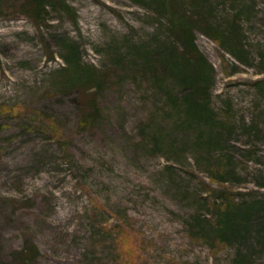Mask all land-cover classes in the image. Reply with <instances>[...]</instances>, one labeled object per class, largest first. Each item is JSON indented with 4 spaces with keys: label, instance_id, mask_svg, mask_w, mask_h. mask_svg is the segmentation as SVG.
I'll return each instance as SVG.
<instances>
[{
    "label": "rangeland",
    "instance_id": "rangeland-1",
    "mask_svg": "<svg viewBox=\"0 0 264 264\" xmlns=\"http://www.w3.org/2000/svg\"><path fill=\"white\" fill-rule=\"evenodd\" d=\"M160 1L0 0V264H264V208L217 226L264 203V0ZM171 13L212 67L201 118Z\"/></svg>",
    "mask_w": 264,
    "mask_h": 264
},
{
    "label": "trees",
    "instance_id": "trees-1",
    "mask_svg": "<svg viewBox=\"0 0 264 264\" xmlns=\"http://www.w3.org/2000/svg\"><path fill=\"white\" fill-rule=\"evenodd\" d=\"M52 3L53 0H28V4L32 8V11L38 14V16H40L44 12L46 7L50 5H54ZM158 3L159 6H162L165 9L166 4L164 0H161ZM171 16H172L171 18L172 32L179 36V37L177 36L178 40L183 42L186 50H188V52L190 53H193L196 58V62L193 66L184 64L183 68L186 70L185 71L186 74L184 73V75L183 74L180 75V77L186 76L185 79L187 78V82L190 87V91L184 97L183 100L185 113L188 116H196L197 118L198 117L201 118L199 115L200 112L203 115H205V112H208L206 107L207 103L205 97H206L207 84L211 77L212 67L208 63L207 59L197 50L194 44V30L192 27L193 25L188 22L189 18L186 17V15L177 16L175 13H171ZM67 60L70 63V73L72 75V78L70 80L72 82H74V80L77 83L92 81L93 75L92 73H90L91 72L90 69L85 70L84 68H82L81 65L82 61L77 52L70 51ZM175 67L177 69L180 66L178 65ZM206 119H208V114L206 115ZM224 178L225 177L222 176L221 179L219 180L223 182ZM263 204L253 203L251 206H249L248 204L243 202L240 203H232L231 201L224 202L223 205H221L222 206L221 208H223L222 215L220 216L219 222L217 224L218 232H219L218 234L219 235L228 234L232 238L233 237L237 238V236H239L240 234V231H236L234 229L235 227L232 223L234 221V218H236L237 215L241 216L242 217L241 223L243 224V226L245 221L248 222L247 224L249 225L251 223V219L249 218L254 213L253 211L255 209L258 210V207L260 206H261L260 208H264ZM230 209L231 211H229ZM244 228H246V226H244ZM244 230H245L244 234L248 236L250 232L247 231V229Z\"/></svg>",
    "mask_w": 264,
    "mask_h": 264
}]
</instances>
